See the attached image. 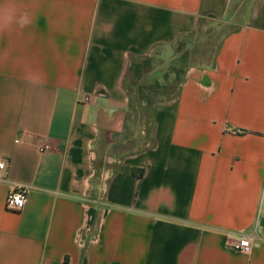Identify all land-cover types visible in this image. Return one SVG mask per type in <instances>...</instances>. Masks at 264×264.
I'll return each instance as SVG.
<instances>
[{
	"label": "crops",
	"instance_id": "0c3cea01",
	"mask_svg": "<svg viewBox=\"0 0 264 264\" xmlns=\"http://www.w3.org/2000/svg\"><path fill=\"white\" fill-rule=\"evenodd\" d=\"M235 1L0 0V264H264V0L241 1L150 129L125 88L132 57L170 67ZM87 202L98 229L80 247ZM241 233L259 238L249 256Z\"/></svg>",
	"mask_w": 264,
	"mask_h": 264
},
{
	"label": "trees",
	"instance_id": "16d2710c",
	"mask_svg": "<svg viewBox=\"0 0 264 264\" xmlns=\"http://www.w3.org/2000/svg\"><path fill=\"white\" fill-rule=\"evenodd\" d=\"M181 40L183 44L181 45L180 43L179 52L182 50V47L185 44V38ZM130 61V68L125 77V88L128 92L130 100V110L134 113L140 108L148 112V115H150V113L152 112L151 117H149L150 119L148 118V121H150L153 118L155 104L166 99L174 98L179 94L186 74L187 65L176 61L170 66V70L165 74L163 81L160 82L158 72L155 71L156 66L154 63L156 59L134 56ZM158 64L160 63L158 62ZM145 79L148 80L146 81ZM141 80L146 81V83L144 85L141 84ZM163 82L165 84V86L163 87L165 90H168V86L172 87L173 89L160 100H156V98L153 99L155 94L154 92L157 89L161 88ZM153 84L155 85L152 86ZM167 84L169 85L166 86ZM157 92L158 91H156V93ZM143 105L150 108L143 109Z\"/></svg>",
	"mask_w": 264,
	"mask_h": 264
},
{
	"label": "rangeland",
	"instance_id": "374dc122",
	"mask_svg": "<svg viewBox=\"0 0 264 264\" xmlns=\"http://www.w3.org/2000/svg\"><path fill=\"white\" fill-rule=\"evenodd\" d=\"M241 1L244 2L245 0H236L235 2H232V4L230 5V9L232 8L230 15L224 21L213 22V23H203L200 27L198 34L194 37V41L192 43L193 47L190 48L189 50L185 49L184 53L182 54V57L178 61L185 65H188L191 62L201 64V63H205V61L206 62L212 61L213 55L216 49V45L218 44L220 39L223 37V35L239 28L241 25V22L239 20L240 18L239 13L242 11V7H244V4H242ZM182 44L183 43H181V45ZM194 50L198 54L193 55ZM154 64L156 66L155 71L158 72V77L160 79V82H162L165 74L170 70V67L169 66L162 67L161 64H158V60H156ZM145 80L147 81L148 79H145ZM146 81L141 82V84L144 85ZM154 85L155 84H153L152 86ZM168 85L169 84H167L166 86ZM164 86L165 84L163 82V85L161 86V88L156 90L158 92L157 93L156 91L154 92L155 94H154L153 99L156 98V100H160L162 97L166 96L167 93L173 89L172 87L168 86L169 87L168 90H165L163 88ZM142 108L149 109L150 107L144 106ZM135 113H136L138 121L142 123L141 125L146 124L148 126V129H150L151 120L148 121V118L151 117L152 112L150 113V115H148L149 114L148 112L139 108ZM147 143H152V141L147 140L146 142H144V145L146 146ZM110 167H112V165ZM113 171H115L114 168H113ZM87 204L90 207V210L87 214L93 215L92 213V207H94L93 204H90L89 202H87ZM94 220L95 222L97 221L96 214H95ZM95 222L94 224L96 225Z\"/></svg>",
	"mask_w": 264,
	"mask_h": 264
},
{
	"label": "built area",
	"instance_id": "2783aa9c",
	"mask_svg": "<svg viewBox=\"0 0 264 264\" xmlns=\"http://www.w3.org/2000/svg\"><path fill=\"white\" fill-rule=\"evenodd\" d=\"M98 100V96H87L84 100V103L86 104H93L96 103ZM145 131L143 130V134ZM147 147H151L152 143H147ZM50 150L49 145H45L40 148L41 153H45ZM118 162L115 159L108 158V164L113 165L114 163ZM6 162L1 161L0 162V169H5L6 168ZM114 174L113 168L108 167L103 173V182H102V192L104 196L106 185L108 179ZM32 187L28 185H19L17 186L8 196V201H7V208L8 210L12 212H21L26 204L29 201L30 198V193H31ZM102 201V198H101ZM85 208V217H84V222L82 226L78 229L76 236H75V243L80 246V247H85L86 244L88 243L91 235L96 232L98 229V222L94 220L95 215L87 214L90 210V207L88 204L84 205ZM96 223V225L94 224ZM258 236H256L254 233H241L237 234L236 238L231 240L230 246L244 254V255H251L256 243L258 241Z\"/></svg>",
	"mask_w": 264,
	"mask_h": 264
}]
</instances>
